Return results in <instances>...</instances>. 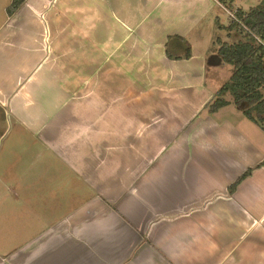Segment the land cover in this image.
<instances>
[{
    "label": "crops",
    "instance_id": "1",
    "mask_svg": "<svg viewBox=\"0 0 264 264\" xmlns=\"http://www.w3.org/2000/svg\"><path fill=\"white\" fill-rule=\"evenodd\" d=\"M11 2L0 264H264V122L206 108L221 4L264 0Z\"/></svg>",
    "mask_w": 264,
    "mask_h": 264
},
{
    "label": "trees",
    "instance_id": "2",
    "mask_svg": "<svg viewBox=\"0 0 264 264\" xmlns=\"http://www.w3.org/2000/svg\"><path fill=\"white\" fill-rule=\"evenodd\" d=\"M26 0H12L7 7L12 15ZM224 2V0H220ZM236 19L225 28L238 31L244 38L236 44H227L219 39L218 58L232 66L229 81L215 94V98L206 108L210 113L216 112L228 103L221 96L230 93L233 105L245 118L256 123L264 122V8H252L248 12L237 10ZM184 59L190 57L189 49ZM247 171L237 182L229 187L232 193L238 183L250 174Z\"/></svg>",
    "mask_w": 264,
    "mask_h": 264
},
{
    "label": "rangeland",
    "instance_id": "3",
    "mask_svg": "<svg viewBox=\"0 0 264 264\" xmlns=\"http://www.w3.org/2000/svg\"><path fill=\"white\" fill-rule=\"evenodd\" d=\"M221 6L228 11L229 14H231V17H227V15H225L224 13H220L219 17L221 20V24L222 28H223V32L218 31L217 34L214 36V40L216 41L218 38H222V41H225V43L227 44H236L239 41H244V38H242L243 36L235 30H231V31H227L225 28L231 23L232 19L235 20V13L237 11V9L233 8L231 6V4H221ZM248 10V9H247ZM248 12V11H246ZM218 30V29H217ZM218 57V55H217ZM213 65V66H211ZM209 80H208V86L211 87V89H215V91L217 90V92L220 90V88L225 85L228 81L229 78L232 74V66L229 64H226L224 62L221 61H210L209 62ZM219 82V86H218V82ZM264 93V91H263ZM215 98V97H214ZM213 98V99H214ZM221 99L226 101V102H230L233 104V98L230 95V93H226L224 95L221 96ZM240 118V117H239ZM237 119V124H239L241 122V119ZM264 127V126H263ZM264 132V131H263ZM261 136L259 138H262V146L264 147V135L260 134ZM7 141H10L9 139H7ZM3 143H7L6 140Z\"/></svg>",
    "mask_w": 264,
    "mask_h": 264
}]
</instances>
